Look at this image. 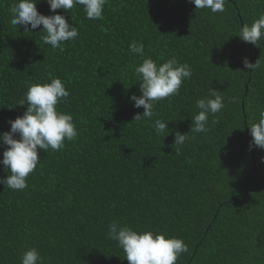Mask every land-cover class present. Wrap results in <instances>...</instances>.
<instances>
[{
    "label": "trees",
    "instance_id": "obj_1",
    "mask_svg": "<svg viewBox=\"0 0 264 264\" xmlns=\"http://www.w3.org/2000/svg\"><path fill=\"white\" fill-rule=\"evenodd\" d=\"M14 2L0 0V133L25 113L19 104L31 84L59 78L70 97L57 110L72 115L78 135L59 151L38 150L25 189L0 183V264H21L33 247L43 264H128L107 238L113 221L182 239L176 264H264V149L249 147V127L264 111V38L238 37L264 15V0H225L216 13L189 0H107L100 20L79 7L53 13L39 0L40 14L78 28L63 51L43 43L42 25H12ZM133 42L158 65L175 57L192 72L139 122L144 109L130 97L142 95L134 73L142 59L130 53ZM244 58L258 62L254 70ZM210 89L224 107L208 115L206 131L190 132ZM155 119L168 123L159 136ZM177 132L188 134L178 154ZM4 151L0 142V160ZM7 175L0 164V179Z\"/></svg>",
    "mask_w": 264,
    "mask_h": 264
},
{
    "label": "clouds",
    "instance_id": "obj_2",
    "mask_svg": "<svg viewBox=\"0 0 264 264\" xmlns=\"http://www.w3.org/2000/svg\"><path fill=\"white\" fill-rule=\"evenodd\" d=\"M39 0H18L10 9L11 24L23 26L25 31L43 26V43L53 49L63 51V44L78 38L79 31L75 25H70L64 16L55 14L44 16L37 10ZM107 0H47L50 11L62 9L66 13L73 7L82 8L89 20L103 19V10ZM196 9H210L211 12H223L225 0H189ZM30 26V28H29ZM238 37L247 43L257 45L264 38V15L251 25L240 27ZM130 53L139 55L142 63L134 68V73L140 80L141 96L132 95L130 100L134 107H143V114L137 113L134 122L144 119L151 120L154 106L157 102L177 95L182 83L191 78V68L188 64H179L175 57L162 64H157L151 57H145L143 43L133 42L129 46ZM246 69L254 70L247 58L243 60ZM70 97L64 83L59 78H53L50 83L31 84L19 105H27L23 116L10 120V131L0 133V142L5 146L0 164L8 169V175L0 179L7 188L18 191L27 187V177L33 173L39 164L38 150L51 149L59 151L65 141H71L78 135L71 114L57 110V105L67 103ZM196 107L200 110L192 117L191 131L201 133L206 131L208 115L219 112L224 107L223 97L214 89L209 95L197 100ZM252 141L250 148L255 146L264 149V111L259 114L258 122L249 127ZM168 130V123L161 119L153 121V131L159 136ZM18 135V138H17ZM188 134H175L174 145L183 146ZM107 238L117 242L128 264H176L178 257L187 251V245L182 239L167 238L163 233L153 231L138 232L131 227L113 221L108 225ZM21 264H43V258L33 247L21 256Z\"/></svg>",
    "mask_w": 264,
    "mask_h": 264
},
{
    "label": "bare ground",
    "instance_id": "obj_3",
    "mask_svg": "<svg viewBox=\"0 0 264 264\" xmlns=\"http://www.w3.org/2000/svg\"><path fill=\"white\" fill-rule=\"evenodd\" d=\"M14 229V228H13ZM11 230V229H10ZM12 231V230H11ZM16 235V234H15Z\"/></svg>",
    "mask_w": 264,
    "mask_h": 264
}]
</instances>
